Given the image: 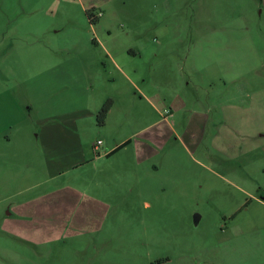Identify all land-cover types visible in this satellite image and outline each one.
I'll use <instances>...</instances> for the list:
<instances>
[{"label": "rangeland", "instance_id": "374dc122", "mask_svg": "<svg viewBox=\"0 0 264 264\" xmlns=\"http://www.w3.org/2000/svg\"><path fill=\"white\" fill-rule=\"evenodd\" d=\"M87 9L102 13L97 22ZM96 41L141 52L150 99L132 88V107L120 104L104 133L131 135L140 157L127 166L132 176L109 180L98 229L75 221L73 235L20 240L3 231L10 202L52 184L40 183L28 141L49 113L94 106L91 93L54 88L51 60L60 68L90 57L97 52L76 46ZM94 87L96 98L110 89ZM0 88L10 90L0 132L13 143L0 138V264L264 262V0H0ZM98 130H89L94 141ZM15 144L18 161L7 159Z\"/></svg>", "mask_w": 264, "mask_h": 264}, {"label": "crops", "instance_id": "0c3cea01", "mask_svg": "<svg viewBox=\"0 0 264 264\" xmlns=\"http://www.w3.org/2000/svg\"><path fill=\"white\" fill-rule=\"evenodd\" d=\"M76 47L83 48L82 52L85 50L86 53H97L90 57L80 54V58L67 59L63 62L64 66L60 68L54 59L51 60L50 74L58 83L54 88L57 90L66 88L71 91L77 89L81 93L85 92L87 97L91 93L94 106L93 108L84 107L77 114H69L68 118H54L57 113L53 116L51 112L49 116L40 120L42 124L37 143L35 140L33 143L29 140L28 143L30 147L33 145L34 153L31 155L38 160V170L45 174V179L40 183L52 184L47 194L32 195L11 201L2 224L3 231L6 233L33 244L46 243L73 235L76 232L73 228L75 221L81 227H84V224H91L94 226L92 230L98 229L99 218L104 216V208L110 205L105 195L109 189V180L115 176L122 178L123 173L128 174L129 177L132 176L128 173L127 166L140 157L137 151L129 150L133 143L131 135L110 137L104 133L120 104H125L123 106L126 109L132 107L136 94L132 92V88L136 89L142 97L150 99L147 91L151 88V81L147 83L148 78L136 66V59L141 52L133 49L127 52L123 45H113L103 41H96L90 46L77 45ZM98 62L109 72L108 77L104 78L97 73L95 65ZM91 64L96 70L93 75L89 71L92 69ZM105 85L110 89L98 90L96 98L94 86ZM9 94L8 88H0L1 101ZM108 99H113V106L105 124L99 125L96 120L97 113ZM2 117L3 114L0 115V124L3 125ZM91 129H100L99 134H103V137L94 141V138H90L89 130ZM0 138H6L9 148L13 144L11 138L5 137V134L3 137V132H0ZM25 140L26 138L22 136L21 143L23 144ZM142 143H154V141L151 138H145ZM15 145V149L10 150L13 154H8L7 159L12 156L18 161L22 152L20 153V145ZM21 159H23L22 154ZM7 176L8 167L5 184L9 182ZM36 186L32 185L31 188ZM29 188H22L18 190V193L26 192ZM84 210H88L85 218H83Z\"/></svg>", "mask_w": 264, "mask_h": 264}, {"label": "trees", "instance_id": "16d2710c", "mask_svg": "<svg viewBox=\"0 0 264 264\" xmlns=\"http://www.w3.org/2000/svg\"><path fill=\"white\" fill-rule=\"evenodd\" d=\"M86 13L91 21V23L97 22L98 18L94 16L93 10H86ZM113 106V99H108L103 106L100 108V110L97 113L96 120L99 125H104L106 122L107 115Z\"/></svg>", "mask_w": 264, "mask_h": 264}, {"label": "water", "instance_id": "95a60500", "mask_svg": "<svg viewBox=\"0 0 264 264\" xmlns=\"http://www.w3.org/2000/svg\"><path fill=\"white\" fill-rule=\"evenodd\" d=\"M199 218H200V215L196 214V215H195V223H198Z\"/></svg>", "mask_w": 264, "mask_h": 264}, {"label": "built area", "instance_id": "2783aa9c", "mask_svg": "<svg viewBox=\"0 0 264 264\" xmlns=\"http://www.w3.org/2000/svg\"><path fill=\"white\" fill-rule=\"evenodd\" d=\"M101 15H102L101 12H99V13H97V14H94V16H95L96 18L100 17Z\"/></svg>", "mask_w": 264, "mask_h": 264}]
</instances>
